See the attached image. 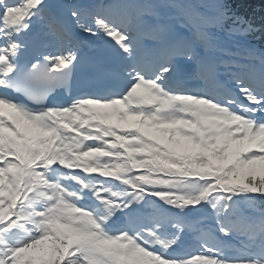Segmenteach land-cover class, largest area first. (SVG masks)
I'll return each instance as SVG.
<instances>
[{"label":"snow or ice","instance_id":"snow-or-ice-1","mask_svg":"<svg viewBox=\"0 0 264 264\" xmlns=\"http://www.w3.org/2000/svg\"><path fill=\"white\" fill-rule=\"evenodd\" d=\"M250 15L0 0V264H264Z\"/></svg>","mask_w":264,"mask_h":264}]
</instances>
